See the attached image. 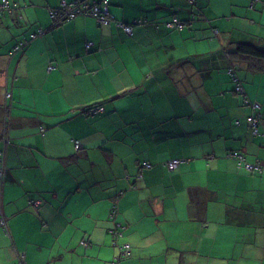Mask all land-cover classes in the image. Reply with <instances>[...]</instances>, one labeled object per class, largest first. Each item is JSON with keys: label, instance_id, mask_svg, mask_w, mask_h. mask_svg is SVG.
I'll use <instances>...</instances> for the list:
<instances>
[{"label": "crops", "instance_id": "obj_1", "mask_svg": "<svg viewBox=\"0 0 264 264\" xmlns=\"http://www.w3.org/2000/svg\"><path fill=\"white\" fill-rule=\"evenodd\" d=\"M61 2L0 17V264H264V173L230 155L264 164V59L237 52L264 49V0H109L129 35Z\"/></svg>", "mask_w": 264, "mask_h": 264}, {"label": "built area", "instance_id": "obj_2", "mask_svg": "<svg viewBox=\"0 0 264 264\" xmlns=\"http://www.w3.org/2000/svg\"><path fill=\"white\" fill-rule=\"evenodd\" d=\"M9 8V0H2L0 2V13L6 9ZM78 15H83L87 17H93L97 20V22L102 25V26H107L111 24L112 22H116L117 26L121 28L126 34H132L133 32V27L130 24H126L123 22L116 21L113 16L110 14V9H109V0H75V1H68V0H62L61 5L58 9L52 10L50 12L51 18H54L56 22H62V21H69L73 18H75ZM145 20H137L136 23L142 24L144 23ZM168 28H183V23H181L178 18H174L173 21H170L167 23ZM32 37H35V34L32 35ZM25 45V42H21L15 47V51H19L23 46ZM93 43L87 44L88 48H91ZM229 73L232 77V80L235 82V90L237 93L245 95V90L243 87V83L241 81V78L239 75L236 73L234 68H229ZM246 103L249 104L251 110H252V115L250 117V121L252 124V127L254 128V132L257 134L259 133V125L261 123V118L262 114L260 113V108L261 105L255 101V102H249V100H246ZM104 108H92L89 113L91 114H96L98 111H103ZM79 142H76V146L79 147ZM232 157L237 159L238 164L243 167L245 170L249 172H263L264 173V164H252L246 162V159L243 154H241L238 151H235L230 154ZM0 159L1 162L4 159V152L1 151L0 149ZM183 161L180 159H172L168 162H166V166L168 167L169 170H175L177 169L180 164ZM143 167H151V164L148 162L143 163ZM4 171L3 169H0V178L3 177ZM38 204L39 202H32ZM117 207L114 206L111 212V217L115 218L117 214ZM0 226L4 227L6 230V222L4 219L0 220ZM119 227L111 229L110 233L113 235L114 238H118L122 236L121 228L122 224L118 225ZM130 246L129 245H124L121 247V251L123 253L128 254Z\"/></svg>", "mask_w": 264, "mask_h": 264}, {"label": "trees", "instance_id": "obj_3", "mask_svg": "<svg viewBox=\"0 0 264 264\" xmlns=\"http://www.w3.org/2000/svg\"><path fill=\"white\" fill-rule=\"evenodd\" d=\"M2 0H0L1 2ZM13 9V7L11 6V3H10V0H9V8L2 11L0 13V17L3 16V14L7 13V12H11ZM50 16V14H49ZM78 16H83V15H78ZM77 17V16H76ZM51 18V16H50ZM52 22H55L56 24L60 23V22H56V20H54V18H51ZM179 20V19H178ZM181 23H183V28L185 27V21H181L179 20ZM182 28V29H183ZM171 29H178V30H182L181 28L177 27V28H171ZM35 34V37L33 38L32 35ZM44 34V30L42 29V31H37V32H34L32 34L29 35V37H27L26 39H23V40H19L16 44V46L18 44H20L21 42H25V45L20 49L21 51L26 49L27 46H29V44H31L32 41L36 40L37 38L41 37L42 35ZM15 46V47H16ZM14 47V49H15ZM13 49V50H14ZM237 52L238 53H244L245 55H248L249 57H252V58H256V59H264V49L263 48H260V47H257L253 44H250V43H240L238 44L237 46ZM230 68H233V67H230ZM235 69V68H234ZM236 71V70H235ZM235 83V82H234ZM236 86V84H235ZM101 106H96L95 108H100ZM98 113V112H97ZM96 113V114H97ZM94 115V114H92ZM262 119V118H261ZM144 163V162H143ZM143 163L141 164L143 166ZM176 170V169H175ZM254 172V171H253ZM111 230H109L110 232ZM130 254H126V253H123L121 251V254H117V257L115 258V260H121L122 258H127Z\"/></svg>", "mask_w": 264, "mask_h": 264}, {"label": "rangeland", "instance_id": "obj_4", "mask_svg": "<svg viewBox=\"0 0 264 264\" xmlns=\"http://www.w3.org/2000/svg\"><path fill=\"white\" fill-rule=\"evenodd\" d=\"M142 20H145V19H142ZM121 193V192H120ZM111 219H113L112 217H111ZM116 228V227H115ZM110 236L113 238V240H115L116 238H114L113 237V235L110 233Z\"/></svg>", "mask_w": 264, "mask_h": 264}]
</instances>
